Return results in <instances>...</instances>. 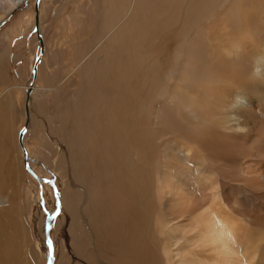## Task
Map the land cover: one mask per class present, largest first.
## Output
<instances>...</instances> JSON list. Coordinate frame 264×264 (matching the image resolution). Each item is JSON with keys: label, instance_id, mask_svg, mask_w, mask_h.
<instances>
[{"label": "bare ground", "instance_id": "obj_1", "mask_svg": "<svg viewBox=\"0 0 264 264\" xmlns=\"http://www.w3.org/2000/svg\"><path fill=\"white\" fill-rule=\"evenodd\" d=\"M23 1L0 0V22ZM98 3L55 143L80 259L69 264H264V0ZM1 70L0 264H35L19 199L26 131L20 144Z\"/></svg>", "mask_w": 264, "mask_h": 264}, {"label": "rangeland", "instance_id": "obj_2", "mask_svg": "<svg viewBox=\"0 0 264 264\" xmlns=\"http://www.w3.org/2000/svg\"><path fill=\"white\" fill-rule=\"evenodd\" d=\"M34 1L24 0L0 22L1 78H5V82L11 88L9 91L10 99L13 100L11 109L14 112L13 118L16 122L14 126L18 135L26 120L25 89L28 87L32 66L40 51V43L34 28ZM98 1L101 0L40 2L43 60L39 62L40 67L35 78L36 90L29 103L30 122L24 141L28 149L26 150L28 167L42 179H51L55 182L60 203L57 204L53 189L47 182L36 180L26 171L22 151L16 143V154L22 171L19 199L23 210L22 217L24 223L26 221L35 248L33 254L35 264H46L49 256L46 240L37 234L35 218L42 217L45 221L49 215L57 211L58 206V213L51 218L49 226V236L54 250L52 264L80 261L69 234L71 217L64 201L70 194L66 178L62 177L63 169H58L55 165L60 157L55 143L67 142L68 130L59 122V114L65 111L68 98L79 87L78 72L76 70L70 72V69L82 52L86 54L88 50L90 51L96 35L101 31V24L99 25L101 21L100 18L97 19ZM73 185L78 187L77 182Z\"/></svg>", "mask_w": 264, "mask_h": 264}, {"label": "water", "instance_id": "obj_3", "mask_svg": "<svg viewBox=\"0 0 264 264\" xmlns=\"http://www.w3.org/2000/svg\"><path fill=\"white\" fill-rule=\"evenodd\" d=\"M37 3L35 4V12H37ZM38 25V17L35 16V26L37 27ZM37 37H38V41L41 42V35L40 33H37ZM40 56L41 54H39L36 59H35V66L36 64L39 62L40 60ZM35 75H36V70L33 69V73H32V78L34 79L35 78ZM26 131V127L23 125V127L21 128L20 132H19V143L22 144V136L24 134V132ZM22 153H23V159H24V164H25V169L36 179V180H41L33 171L30 170V168L28 167L27 165V162H26V152L24 151L23 147H22ZM43 181L49 183V185L51 186V188L53 189V193L56 197V200H57V204L60 203V195H59V192L57 191V187L55 185V182L51 179H48V180H45V179H42ZM59 206L57 207V211L53 213V215H49V217L46 218V221H45V227H44V233H45V237H46V245L48 247V251H49V256H48V259L46 261V264H52L53 263V243L50 239V236H49V226H50V221H51V218H53L56 213H58V209Z\"/></svg>", "mask_w": 264, "mask_h": 264}]
</instances>
